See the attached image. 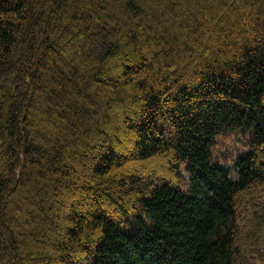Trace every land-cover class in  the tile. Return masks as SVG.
<instances>
[{"label":"trees","instance_id":"1","mask_svg":"<svg viewBox=\"0 0 264 264\" xmlns=\"http://www.w3.org/2000/svg\"><path fill=\"white\" fill-rule=\"evenodd\" d=\"M76 261L264 264V0H0V264Z\"/></svg>","mask_w":264,"mask_h":264},{"label":"rangeland","instance_id":"2","mask_svg":"<svg viewBox=\"0 0 264 264\" xmlns=\"http://www.w3.org/2000/svg\"><path fill=\"white\" fill-rule=\"evenodd\" d=\"M242 134L236 133L229 136L222 137L215 145V154L221 160L230 161L236 156L237 153L246 148L245 137L241 138ZM183 188V186H182ZM72 264H84L76 261Z\"/></svg>","mask_w":264,"mask_h":264}]
</instances>
